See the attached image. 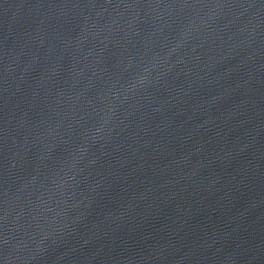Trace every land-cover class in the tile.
Instances as JSON below:
<instances>
[{
	"label": "water",
	"instance_id": "obj_1",
	"mask_svg": "<svg viewBox=\"0 0 264 264\" xmlns=\"http://www.w3.org/2000/svg\"><path fill=\"white\" fill-rule=\"evenodd\" d=\"M0 264H264V0H0Z\"/></svg>",
	"mask_w": 264,
	"mask_h": 264
}]
</instances>
